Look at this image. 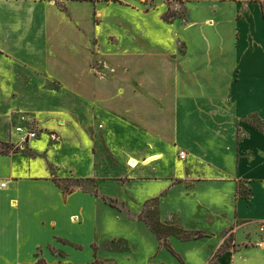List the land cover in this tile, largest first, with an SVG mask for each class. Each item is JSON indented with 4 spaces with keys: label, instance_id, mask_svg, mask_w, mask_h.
<instances>
[{
    "label": "crops",
    "instance_id": "1",
    "mask_svg": "<svg viewBox=\"0 0 264 264\" xmlns=\"http://www.w3.org/2000/svg\"><path fill=\"white\" fill-rule=\"evenodd\" d=\"M185 1L198 10L209 8L204 23L216 30L211 16L231 10L229 18L217 23H242V28L234 29L232 52L242 58V65L231 61L220 66L219 61L217 68L211 67L214 78L226 77L221 85L215 82L211 87L214 91L221 87L225 94L220 101L230 110L215 128L224 137L226 159L200 160L195 174L184 164L183 174L172 178L163 172V164L156 166L163 152L151 146L136 156L135 150L124 149L116 140L124 134L141 135L158 139L169 149L171 119L177 131L179 128L180 117L178 113L173 117L171 109L172 99L180 98L179 89L165 84V94L153 103L149 91L159 86L135 76L130 81L107 80L104 56L126 57V51L102 53L99 73L91 64L84 39H70L74 20L76 27L90 23L92 2L93 8L104 2L0 0V264H88L112 259L100 253L106 244H122L130 252L129 260L145 259L148 264L155 256L148 237L155 233L141 214L148 202L159 197L152 198L156 196L152 192L139 196L131 184L154 178L167 182L161 189L165 192L159 194L166 195L163 200L179 201L181 211L192 212L187 223L177 225L192 236L203 235L186 241L172 237L168 244L180 259L165 245L181 264L194 260L195 264H209L213 259L218 264H264L260 245L264 240V35L258 34L259 28L256 35L252 30L254 8L264 21L262 4L254 0ZM166 9L165 5L164 12ZM104 14L105 10H99V16ZM189 22L184 31L197 23L194 19ZM260 22L256 21L257 27ZM196 36L183 39L184 53L190 48L188 37ZM218 38L220 53L232 50L231 45L224 46L222 34L215 40ZM213 50L206 53L211 63L219 51ZM139 53L130 56L139 57ZM232 53L227 57L234 59ZM204 56L201 53V59ZM75 58L88 62L82 81L74 80L79 74ZM62 62L65 66L59 68L57 64ZM28 87L36 92L27 95ZM255 118L263 127L253 122ZM18 126L37 130L38 137L18 147L19 138L12 135ZM2 143L9 145L5 152ZM62 180L75 184L66 187ZM128 185L138 194L132 195L128 189L129 194L121 193ZM239 188L249 198L240 195ZM228 234H232L230 238ZM181 243L192 248L189 258L176 250Z\"/></svg>",
    "mask_w": 264,
    "mask_h": 264
},
{
    "label": "rangeland",
    "instance_id": "2",
    "mask_svg": "<svg viewBox=\"0 0 264 264\" xmlns=\"http://www.w3.org/2000/svg\"><path fill=\"white\" fill-rule=\"evenodd\" d=\"M102 2L104 3L97 5V8H93L94 4L92 2L90 23H85L84 25L81 23L76 27L77 23L74 20V36L70 37V39H73V42L77 41V37L84 39V48L89 55L91 64L96 66V72L100 73L98 65L101 66L102 64V61L101 63L99 62L103 58L102 53L106 54V52H116V50L122 49L127 52L126 57L124 54V57L116 55L104 56L105 58H103L104 68H106L103 71H107V80L130 81L131 77L135 76L136 80L144 79L148 83L155 84L159 88L149 91V94L152 93L153 103H158L161 100V94H165L166 91L164 89L167 88L165 84L172 83L179 89L180 94V98L172 99V116L175 117L178 113L180 118L178 131L176 130L177 125L175 127V123L171 119L172 140L169 149L165 143L162 146L158 139L141 135H137L138 138H136L135 136L124 134L123 138H119L116 141H119L124 149L135 150L136 156H139L141 152L145 153L151 146L155 148L154 151L163 152L158 158L156 166L159 168V164H163L165 166L163 172L169 174L172 178L178 177L177 173L180 176L183 174L182 168L184 164H188V167H186L190 174H195V165L201 166V161L207 163L215 157L221 156L226 159V155L222 154V150L225 148L224 137L218 136L215 128L222 123L220 119L225 117V114L229 113L230 110L228 106L221 102L222 94H225L221 90V87H219L218 91H214L211 88L215 82L221 85L222 81L226 80V77L221 76L222 78L217 80V78L213 77L212 69L219 66V61L220 66H228L229 63H232L231 61H233L234 65H242V58L237 56V52H235V57L234 53H232L234 39H236V31L234 29L237 26H241L240 28H242V23L241 25H236L235 23L231 24L225 21L222 26L218 24L217 20L230 17L231 10L226 8L220 10L219 15L211 16L212 20L210 21L213 22L211 25L219 29L209 28L204 22L211 10L209 8L195 9L196 7H192L191 3L185 0H102ZM165 5L167 9L164 12ZM60 7L64 8L65 5L61 3ZM99 10H105V14L99 16ZM168 14L169 18L166 17ZM260 15L259 9L254 8L252 11L253 29H251L255 35L258 28V34L262 32L264 35V28H262L264 21ZM187 18L189 20L194 19L197 23L194 24L195 27L184 31L185 25L190 24ZM258 19L261 21L259 27H257L256 23ZM219 34L223 35L224 46L226 48L228 45H231V51L228 52L230 48H227L228 50L226 49L220 53V38L215 40ZM189 35L199 36L195 38L188 37L190 48L188 53H184L183 39ZM194 39L195 41H193ZM213 40L217 41V43H214L215 41L213 42ZM253 44L254 42L251 43V45ZM214 48L219 50L216 53H220V56L214 53L215 57H212L211 63V59H209L206 53L210 50H212L211 53L214 52ZM136 51H140L142 54L139 53L137 55L139 57L132 58L130 56L131 52L136 53ZM201 53H205L202 59ZM231 53L234 59L231 56L227 57V54L230 55ZM71 55L74 56V53L71 52ZM76 55V57H79L80 52L76 53ZM262 60L264 62L263 57ZM224 61L227 63H224ZM168 62H171V68L168 67ZM57 66L59 68L63 66L64 68L65 63L62 62L60 66L59 64ZM84 66H88L87 60L84 62L82 58L74 59V68L79 73L78 75L76 74L74 80L82 81L83 76L87 75L84 74L86 72L83 69ZM130 67H135L136 69L132 68V71ZM211 67L213 68L211 69ZM233 77L236 78V75ZM162 86L164 89H162ZM34 92L36 91L28 87L27 95H32ZM199 119L203 122L199 121ZM253 122L263 127L258 119L255 118ZM181 151L187 153V160L177 159ZM181 162L183 165H181ZM152 180L154 181H135L131 184L132 189L139 192V196L149 195L152 192L151 196L156 195L152 198L159 197L155 201L148 202L144 208L148 210L156 209L158 218L165 225L179 226L177 223H180L182 226V222L185 221L187 223V218H189L188 216L192 212L189 214V211H181L179 201L163 200L166 195L160 196L159 194L165 192H161V189L167 182L163 184L155 178ZM61 184L69 187L75 184V182L62 180ZM244 186L246 187V185ZM130 188V185L124 187L121 193L123 192L126 195L129 193L132 195L138 194L134 193ZM126 189L129 190V193L126 192ZM178 189H180V186L173 190L172 195ZM161 199L163 202V204L161 203L163 208L162 215L160 209ZM130 203L134 202L130 201ZM156 217L154 215V219L152 220H155ZM162 219H170L174 224ZM171 231L172 229L167 228L168 234ZM152 235V232H150L148 238L151 250L155 251V256L148 264H181L166 249L164 242L156 234ZM231 235L228 234L227 237L230 238ZM172 237L179 238L178 235H168L167 241L169 244H171L170 240ZM183 244H179L176 250L183 252L189 258L190 253L193 254L194 252L192 248ZM228 247H231L230 244H228ZM100 253L112 259L97 260L88 264H146L148 262V260H141L140 258L129 260L126 256L130 252L122 244L114 246L106 244ZM192 262V264H195V260ZM41 263L44 264L43 262ZM209 264H218L217 259H213Z\"/></svg>",
    "mask_w": 264,
    "mask_h": 264
},
{
    "label": "trees",
    "instance_id": "3",
    "mask_svg": "<svg viewBox=\"0 0 264 264\" xmlns=\"http://www.w3.org/2000/svg\"><path fill=\"white\" fill-rule=\"evenodd\" d=\"M254 1H258L262 4V9H263V13H264V0H254ZM169 18V14L168 16H166ZM1 146H3L2 151L5 152L8 150L9 145L6 143H2ZM238 192L240 193V195L249 198V195L247 194V192L241 188H239ZM155 201V200H154ZM154 215H156L157 217L154 219ZM141 218L144 219V221L148 224V226L150 227V229L157 235V237L164 242V245H166V247L169 248V250L175 255L177 256L179 259V255L170 247V245L168 244V235H178L180 239L186 241V240H191V239H195V238H200L202 237V233L198 232L197 236H192L191 233H189L188 231L184 230L182 227L180 226H174V225H165V223H162V221L158 218V212L156 211V209L154 210H148L146 208L143 209V212L141 214ZM167 228L172 229V231L168 234L167 233ZM221 250L217 252L216 257L219 256L221 254ZM182 261V260H181ZM184 264V262H183Z\"/></svg>",
    "mask_w": 264,
    "mask_h": 264
},
{
    "label": "built area",
    "instance_id": "4",
    "mask_svg": "<svg viewBox=\"0 0 264 264\" xmlns=\"http://www.w3.org/2000/svg\"><path fill=\"white\" fill-rule=\"evenodd\" d=\"M12 135L18 136L19 142L17 146L23 147L24 144L38 137V131L30 129L28 127L18 126L12 131ZM179 156L180 158L185 159L187 153L185 151H181ZM262 231H264V228H262ZM260 245L264 248V240L261 242Z\"/></svg>",
    "mask_w": 264,
    "mask_h": 264
}]
</instances>
